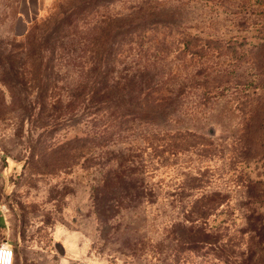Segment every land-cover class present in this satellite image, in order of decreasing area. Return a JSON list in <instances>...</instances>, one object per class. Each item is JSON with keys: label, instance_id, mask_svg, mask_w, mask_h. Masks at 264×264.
<instances>
[{"label": "trees", "instance_id": "1", "mask_svg": "<svg viewBox=\"0 0 264 264\" xmlns=\"http://www.w3.org/2000/svg\"><path fill=\"white\" fill-rule=\"evenodd\" d=\"M103 3L77 0L37 40L21 45L10 42L8 50L0 48L1 82L9 93L19 96L25 109L23 120L30 125L26 137L35 142L30 158L59 157V166L51 170L75 165L93 170L91 200L106 230L120 211L159 201L158 183L150 184L144 176L155 159L160 163L193 153L204 158L215 150L214 141L203 132L170 128L190 84L174 90L177 75L171 70L167 77L155 72L158 55L178 51L189 55L191 62L198 55L206 57V47L236 53L237 48L251 46L243 57L248 54L255 61L256 78L243 82L252 93L242 95L244 108L242 102L238 105L243 130L232 142L229 160L234 170L242 164L237 171L238 184L248 189L247 203L241 204L245 223L232 221L215 229L209 225L214 211L222 209L232 216L235 208L226 204L228 193L207 189L203 172L189 176L170 199L164 195L160 201L183 205V217L172 230L169 246L178 263H189L192 253L205 256L215 250L218 258L230 264H259L256 256L264 251V179L249 177L245 168L258 162L264 167V24L248 43L230 46L206 40L202 46L197 38L190 36L191 43L180 35L174 18L156 12V3L147 1L127 15L101 17L91 27L82 26ZM148 32L161 33V47L153 44ZM176 42L183 44L180 50L173 49ZM147 53L153 58L146 56L142 62ZM199 71L204 74L203 68ZM218 86L205 88L201 97H216Z\"/></svg>", "mask_w": 264, "mask_h": 264}, {"label": "rangeland", "instance_id": "2", "mask_svg": "<svg viewBox=\"0 0 264 264\" xmlns=\"http://www.w3.org/2000/svg\"><path fill=\"white\" fill-rule=\"evenodd\" d=\"M75 1L0 0V48L8 50L10 42L21 45L37 40L47 25ZM147 1L156 3V12L174 18L180 35L188 40L195 37L202 46H206V40H220L230 46L248 43L264 24V0H104L98 12L81 25L91 27L101 17L127 15ZM148 33L153 44L161 47V33ZM180 35L175 34V38L180 39ZM182 47L176 42L173 49ZM250 48H237L236 54L206 47L208 55L202 59L198 55L191 62L187 60L189 55L178 51L165 57L163 53L158 55L155 72L167 77L171 70L177 75L174 90L190 84L170 128L203 132L214 141L215 150L204 158L193 153L160 163L155 159L144 176L150 184L158 183L159 201L134 204L120 211L106 230L98 222L91 200L94 171L77 165L51 170L59 166V157L30 158L35 142L26 137L30 125L23 120L25 109L19 96L9 93L1 82L0 74V246L13 248L14 264H182L169 246L172 230L183 217V205L162 204L160 200L164 195L170 199L189 176L201 172L208 180L207 189L228 193L226 204L235 208L232 216L222 209L214 211L209 225L215 229L232 221L244 224L241 204L247 203L248 189L238 184L237 169L242 164L234 170L229 160L232 142L243 130L238 105L242 102L244 108L242 95L252 93L243 82L256 78L255 61L251 55L243 57ZM146 56L153 58L147 53L140 60L145 61ZM201 68L203 75L199 74ZM214 84L219 85L217 96L202 98L205 88ZM245 170L250 172L249 177L264 179L261 162ZM190 255L187 264H230L218 258L215 250H208L205 256ZM256 260L264 264V251H258Z\"/></svg>", "mask_w": 264, "mask_h": 264}, {"label": "built area", "instance_id": "3", "mask_svg": "<svg viewBox=\"0 0 264 264\" xmlns=\"http://www.w3.org/2000/svg\"><path fill=\"white\" fill-rule=\"evenodd\" d=\"M14 250L7 244L0 246V264H13L14 263Z\"/></svg>", "mask_w": 264, "mask_h": 264}]
</instances>
